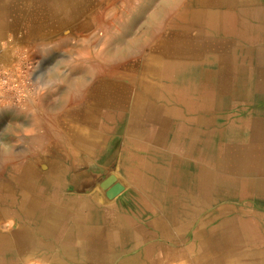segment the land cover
<instances>
[{
    "label": "crops",
    "instance_id": "crops-1",
    "mask_svg": "<svg viewBox=\"0 0 264 264\" xmlns=\"http://www.w3.org/2000/svg\"><path fill=\"white\" fill-rule=\"evenodd\" d=\"M28 5V0H0V27L8 26L7 17L24 13ZM244 6L242 12L234 11L243 15L242 24L232 26L226 34L221 31L219 36L226 42L203 55L199 74H186L192 77L187 83L195 90L198 109H181L183 114L168 125L152 122L141 127L145 137L158 130L162 139L151 142L158 152L152 162L160 164L162 172L146 176L158 185L145 188L124 173L128 182H123L125 195L119 192L113 206L108 203L100 209L92 230L71 235L68 229L72 226L67 224L72 220L62 221L63 225L54 226L53 236H33L36 240L53 238V249L24 254L21 264L52 253L53 260L66 264H107L102 259L112 253L104 248L117 240L111 246L115 259L108 264H122L123 258L133 257L135 264H264V0H247ZM223 53L229 57L228 63L217 58ZM155 221L163 224V233ZM176 224L182 231L176 232ZM111 230L117 236L107 239ZM171 236H179L177 245L171 243ZM155 245L162 251L157 256L150 254Z\"/></svg>",
    "mask_w": 264,
    "mask_h": 264
},
{
    "label": "bare ground",
    "instance_id": "bare-ground-1",
    "mask_svg": "<svg viewBox=\"0 0 264 264\" xmlns=\"http://www.w3.org/2000/svg\"><path fill=\"white\" fill-rule=\"evenodd\" d=\"M28 1L30 2V5H28L27 8H23L24 13H16L14 16L16 19L15 25L20 23V25L23 24L25 26L24 39L29 42L28 44H30L32 42H36V40H39L42 37L44 38V35L46 34L53 33V36L55 37V35H57L60 31L63 32L62 30L70 29L73 26L86 27L93 24L95 21L104 17L106 9L114 5L117 0ZM229 1L230 0H182L173 4H168V2L162 3L155 16L152 12L148 14L150 20L152 17H154V19H152L146 30L139 35L133 36L134 38L127 40V42L131 41V43H133L132 41L135 39L142 40L139 48H136L138 49V53H141V56L136 58L139 61V71L137 74H132L135 76L136 81L133 82L131 86H127V83H123L119 78V80H101L95 86L90 87L91 89L87 93L88 99L86 100L84 108H74L60 117L59 120L61 121L63 133L65 137H67L66 139L69 145V153L77 156L78 158L80 157L82 161H84V163L86 162V165L89 166L85 169L87 172L86 176L81 178V180H84V183L87 181V184L85 183V185H82L85 187L83 188L84 191L85 189L89 190L85 193L80 192V190H78V192L69 190L71 188L70 186L74 183V174L70 173V170H67L68 174L65 173L64 169L67 168H60L58 166L60 164L58 161L53 162V154L50 156L36 155L33 157V160H24L12 168L11 173L18 184L17 192L9 190V188L3 189V187H0V264H21L25 257L24 254H32L33 256V254H37V252L41 249L52 250L54 245L53 238L36 240L33 236H53L54 226L57 224L63 225L64 223L62 221L72 220L71 224H67L72 226L68 229V234L71 235H75L76 233H80L85 230H92L90 227L96 226L93 222L97 219L98 214L102 210L101 208L104 207L105 196L103 198V195L100 193L103 192V190L99 191V186L97 187L98 183H95L96 177L94 178L88 174L91 173V175H96V172L93 171L94 169L101 170L104 167L114 166L115 175L113 174V178L115 176L121 184V191L124 192V195L126 190L124 191L125 186L123 182H125V184L128 183H126L127 179H124V173L129 179L131 178V181H135L137 185H141L145 188L149 187V185L151 186V184L158 185L157 180H147L146 176L153 172H156L157 174L162 172V166L152 162L153 156L158 154V152L151 145V142L156 143L162 139L158 136V130L156 132H150V135L145 137V131H142L141 127L146 124H151L152 122L158 125H168L169 120L177 118L183 114L181 109H188L189 111H195L198 109L199 101L195 98V90L193 87L188 86V83L192 82V77H189L186 74H194V71H198L197 74H199L200 59L203 55L210 51L209 48L214 47L215 49L226 42V39L219 35H221L222 32L226 34V32L232 30L230 29L232 26L242 24L243 15L241 13L236 14L234 11L238 10V12H242V8H245L244 5L247 0H232L231 4H228ZM85 11H88L89 13L86 16H83ZM114 14L113 16H115ZM102 21L104 20H101V22ZM13 28L14 26L10 24H8L5 28L0 27V37L3 38L2 34H4L3 32L5 30ZM218 28H222V30L215 31V29ZM190 30H196V34L194 36H188V31ZM18 44L19 46H22V44ZM18 44L14 41L13 45L11 43L14 47L9 45L8 49L12 47L11 49L3 50L0 53V68L8 70L7 68L11 64L10 62L12 60L9 56L10 54H13L11 56L12 58H15V60H12L14 62H16V58H19L18 52H22V50L19 48ZM57 45L60 44L55 43V46ZM145 46L146 48L143 50V47ZM51 49H53V44H39V50L41 53L49 54ZM14 50L16 51V54L14 53ZM102 55L103 54H100V59L104 60L105 57ZM217 58L225 63L229 62V57L224 53L217 54ZM94 63L96 64V62ZM91 68V70L96 71L97 74L100 73V70L102 72L104 71L103 68L99 66H92ZM222 70L226 72L228 71V68L224 67ZM84 85L82 86L84 87ZM79 89L76 91H79ZM28 132H30V130H28ZM119 133L121 134L119 135ZM40 134L43 135V132ZM48 134L50 133L48 132ZM37 135L40 136L39 134ZM64 135L62 137H64ZM105 135H109V137L112 136V140L110 141V139H108V141H104ZM43 140V137L37 140L39 145L44 142ZM48 142L49 146L52 145L50 140H48ZM103 142L105 144L106 142L111 144L110 147L108 146L109 149L106 155L104 154L106 147ZM160 161H163L161 154L159 155V162ZM259 187L261 188L260 185ZM213 191H215V188ZM114 197L107 198L108 203H111L112 206L114 204ZM119 199L121 198L119 197ZM155 223L156 226L160 228L161 233H163V224L157 221H155ZM182 229H180L178 224H176L177 233L182 231ZM104 232L106 233L107 231ZM116 232L117 231L115 230H111L109 233L107 232V239L109 237L112 238L113 236H117V234H115ZM19 237H25L26 240H16ZM178 237L179 236H175V239H172L171 236V243H175L177 245ZM113 245L108 242L104 251H106V253L109 251L113 254L114 250L113 247H111ZM193 248L194 247L192 245L191 249ZM156 252L162 251H157V246L155 245L153 249L150 250V254L157 256L158 253ZM112 254L105 258L103 257L102 263L106 262L108 264L112 261L114 258ZM46 258L50 261V264H66L58 258L53 260V253ZM98 260L101 262V257L98 258ZM238 262L239 261H236V263ZM122 264H135V257L128 259L123 258Z\"/></svg>",
    "mask_w": 264,
    "mask_h": 264
},
{
    "label": "rangeland",
    "instance_id": "rangeland-1",
    "mask_svg": "<svg viewBox=\"0 0 264 264\" xmlns=\"http://www.w3.org/2000/svg\"><path fill=\"white\" fill-rule=\"evenodd\" d=\"M179 1L182 0H117L114 5L106 9L105 16L93 24L86 27L73 26L70 29L62 30L63 32L60 31L55 37L53 33L46 34L44 38L42 37L43 39L40 38L36 42H32L34 45L32 43L28 44L29 42L24 39L25 26L20 25V23L15 25V16L10 15L7 17V23L13 25L14 28L5 30L2 34L3 38L12 39V45L14 41L17 44H22V46L18 44L19 48L26 53V57L30 61L35 62L36 67L34 74H7L9 79L13 78L20 81L25 78L28 81L27 83H21L22 95L17 88L9 87L8 83L6 85L0 84L1 188H9V190L17 192L18 184L11 173L12 168L24 160H33L36 155L50 156L53 154V162L58 161L60 168H67L64 169L65 173L68 174L67 170H70V173L74 174V183L70 186L71 188L69 187V190L76 192L80 190L82 193L89 190L85 189L84 191L83 188L85 187L82 185L87 184V181L84 183V180H81L82 177L86 176L85 169L89 166L80 157L78 158L69 153L67 137L63 133L59 119L74 108H84L90 87L95 86L101 80L120 79L123 83H127V86H131L136 81L135 76L132 74H137L139 71V61L136 58L140 57L141 53H138L136 48H139L142 40L135 39L132 41L133 43L131 41L127 42V40L146 30L152 19H154V17L151 20L149 19L148 14L150 12L155 16L162 3L173 4ZM88 13V11H85L83 16ZM101 20L104 21L101 22ZM195 34L196 30L188 31V36H194ZM40 43L53 44V49L49 54L41 53L39 50ZM55 43L60 45H57V47ZM145 48L146 46L143 47V50ZM14 53L16 54L15 50ZM99 53L103 54L104 60L100 59ZM20 54L21 52H18L19 58H16V62L12 61L15 60L11 56L13 54L9 55L12 59L7 68L10 69L9 71L20 70V65L21 68L25 66L23 61L20 62L19 60ZM92 66L102 67L104 71L100 70V73L97 74L96 71L91 70ZM77 88L79 91H76ZM41 132H43V135L40 134ZM41 135L44 142L39 145L37 140L42 138ZM63 135L64 137H62ZM108 139L111 141L112 136L105 135L104 141H108ZM48 140L52 145L49 146ZM103 144L106 147L104 153L106 155L111 144L107 142L106 144L103 142ZM93 171L96 172V175L88 174L94 178L96 177L95 183H98L99 191L103 190L100 193L103 198L105 196L104 205H106L108 204L107 190L114 183H119L114 176L116 181L104 186L106 180L113 177L114 166L104 167L101 170L94 169ZM25 264H49V260L44 257H34Z\"/></svg>",
    "mask_w": 264,
    "mask_h": 264
},
{
    "label": "built area",
    "instance_id": "built-area-1",
    "mask_svg": "<svg viewBox=\"0 0 264 264\" xmlns=\"http://www.w3.org/2000/svg\"><path fill=\"white\" fill-rule=\"evenodd\" d=\"M12 39L10 38H1L0 37V53L3 50H6L7 47H9V45H11ZM21 60L23 61V63L25 64V66L23 68H21L20 65V70L17 71H8L4 68L0 69V84L1 85H6L8 83L9 87L11 88H17L19 90V92L22 95V91H21V87L22 84L21 83H27L28 81L24 79L22 80H17V79H9V77L7 76V74H34L35 72V67L36 64L35 62L30 61L27 57H26V53L25 52H21L20 54V62ZM18 93V92H17Z\"/></svg>",
    "mask_w": 264,
    "mask_h": 264
},
{
    "label": "water",
    "instance_id": "water-1",
    "mask_svg": "<svg viewBox=\"0 0 264 264\" xmlns=\"http://www.w3.org/2000/svg\"><path fill=\"white\" fill-rule=\"evenodd\" d=\"M115 179L113 177H110L106 180L104 183V186H108L111 184ZM122 186L120 183H114L108 190H107V196L108 197H114L116 194L121 192Z\"/></svg>",
    "mask_w": 264,
    "mask_h": 264
}]
</instances>
